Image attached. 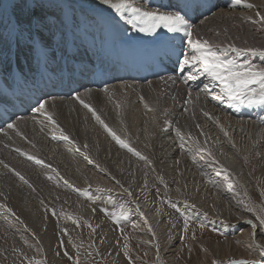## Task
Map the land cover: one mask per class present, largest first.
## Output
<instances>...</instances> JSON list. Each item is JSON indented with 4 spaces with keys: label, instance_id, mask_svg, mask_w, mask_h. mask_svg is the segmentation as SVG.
<instances>
[{
    "label": "bare ground",
    "instance_id": "obj_1",
    "mask_svg": "<svg viewBox=\"0 0 264 264\" xmlns=\"http://www.w3.org/2000/svg\"><path fill=\"white\" fill-rule=\"evenodd\" d=\"M140 1L141 0H135V3ZM164 1L165 0H158V2ZM223 1L224 0H216V5L219 7V9L213 10L210 15V21L207 22V25L201 31V34H198L196 38L207 39L210 43L220 45L221 47H227L229 44H233L237 48L251 47L261 49L264 46V27H262L261 24L252 23L251 20H248L246 18L251 17L253 20H258L259 17H257L256 15L257 12H260L261 15H264V0H246L247 3H251L252 5H254V7L251 9L246 8L243 5H234V3L223 4ZM15 2L16 0H3L2 2H0V9H3L2 12H0V36H2V41L8 30L10 28H13V24L15 23L16 19L11 15L9 16V12L16 9H12L13 5L9 7L6 4H13ZM199 2L200 7H203L207 4L214 3V0H199ZM72 3L79 17V25L77 28H85L92 23L101 24L105 19H108L110 21H117V23L122 27V32L125 31V38L131 40L132 42H141L142 40H145L150 34L139 32L138 25L132 23L131 26V23H129V20L131 19L130 15V17L120 15L119 13H116L115 10L110 6L107 7L108 5H106V10L114 13L115 15H113L112 13H107L106 15H104V17H102V12L98 11L96 7L92 6L95 5L94 1L72 0ZM99 4H101V2ZM228 23L237 25V33L235 35H232L230 32H226L225 26ZM126 30H130L131 32H127ZM217 33H219V35H217ZM229 56L235 57V53L230 52ZM236 59L238 61H241L242 59L244 60V62H253L254 60H258L260 64L264 63V59L260 58V55H253L251 53H245L244 55L236 57ZM12 60L17 63H21V61L19 60V54H15ZM5 66L6 63L2 62L1 69L6 70ZM187 68L189 69L191 74L196 75L195 68L190 66H187ZM191 80L194 84V88H200L201 85L205 84V87L208 89V92L211 95L221 94V85L219 84V82L212 81L206 75H198V78ZM140 87L145 91L141 96H136L141 103L137 107L138 112H135L133 114L131 113L132 117L130 116V114L128 115L126 113L125 105L121 101L119 94L115 92L113 88L107 89L104 92L100 93L98 97L94 99V102H92V100L87 96H80V100H83L84 103H91V105L93 103V105H95L92 106L96 107L97 115L100 116L101 120L104 122L103 125H108L112 129L118 128L120 130L129 131L131 138L136 141H132V143H129L136 149H131L132 157L131 159L127 158V160L130 161L131 167L126 164L130 168H127L125 170H123V167L125 166L124 168H126V165L119 169V166H115V161H112L116 158V155L114 154V151L111 150V146L108 145L106 147L107 153L100 154V152L98 151L97 146H106V136L103 135V133L99 132L100 128L96 125V123L100 122L96 120L94 121V124L88 123L89 121L87 119V116L84 114L85 109L83 113L80 111L77 112V110L79 109L78 106L82 104L78 99L74 100V104L67 103L65 105V102H63L65 100H59L51 104L52 106H50L49 111L54 112L57 120L52 121H55V123L48 119L49 113H45L39 118H34L28 122L23 123L20 127H18L17 131H7L8 134L5 142L14 143L13 145H16V147L19 149L20 156L15 161V167L13 169H6V171L0 170V209L3 210L4 214H6L5 218L0 212V223L1 221L6 220L8 223L10 222V224H20L19 226H17V228L19 227L20 230L21 228L27 229L28 231L30 229L32 230L31 233H40L45 236L46 234H50L51 232L48 231L49 225L47 224V221H40L42 219H39L38 215L35 212H28L29 209L26 208V211V209L23 208L22 202L27 200H29L30 202L32 201L37 206L38 200L43 204L46 200H51L50 202L62 208V213L60 212L61 214L71 216L72 211L70 209V205L69 203L67 205L64 202V200H67V202L71 201V203L73 204V209L75 207H78L76 209H78L82 214H86L87 216L91 215L93 211L91 206L85 205V200L81 199L80 197H76L77 194L73 193V184L70 187L65 186V184L67 183L71 184V182L69 181V177L72 178L74 175L72 176V173L68 172L70 174L69 176L66 171L67 168H65L66 165L64 166L63 164L62 158L64 159L66 157L67 159L71 155H73L75 153V150H73L74 148H77L78 152H80L83 156L82 165L77 162L79 159H74V161L77 160V167H75L78 168V170L81 172H76L81 174V185H88L89 183L96 186V183H94V181H91L89 176L95 178V182H100L101 177H105V175H101L98 173L96 166H99L101 169H108L107 172H111L112 177H117L118 175L123 174L122 176L127 179L128 185L133 188L135 185L136 175L134 176V172L132 171H135L134 168H136L135 164L137 162L143 161L144 159H146L145 156H147L149 159L152 158L157 163V165L160 164L161 166H163L164 163H161V157L166 156V158H168L169 155L171 156V154L175 152L177 155H181L180 159L176 158L178 161L182 160L181 158L183 156V162L184 160L190 159V165H196L197 168H200L203 177L201 178V176H198L197 174L196 175L200 178L199 180L201 182L205 183L206 191L208 190L207 192L204 190L205 193H208L209 191L213 193L214 187L221 189L222 194L226 195L229 199V206L232 207V205L235 204L232 200V197L235 194V189L232 186L230 175L232 173L233 175H235L234 172L238 174L241 171L244 172V170H246L244 169V161L246 158L244 157V155L246 151L252 150L259 153V155L261 156L264 155V106L247 107L245 105L236 103H231L230 106V102H228L226 99L223 101V103H221V106L219 104V101L211 99L210 106L208 108L217 106V108L225 112V115L215 113L212 117H210L208 115H205L208 108L202 107L196 101V95H198V93L200 94L201 91L194 90L191 95L190 105L187 112L179 119V116H177L178 113L175 112V110H178L180 103L183 101V97L182 95H180L178 90L165 91L166 95H164L162 93V90L164 89L158 82H154L151 85L142 84ZM102 96L107 97L102 98ZM171 97L172 101L167 103V100ZM137 108H135L134 111H136ZM230 109L233 112L230 111ZM134 111L132 110V112ZM228 113L235 117H238L239 119H235L233 116L228 115ZM167 116L169 117V120H179L176 123L175 130L166 127V129H168L169 131L164 132L162 130L164 122L160 124V121H164ZM249 117L254 118V120H250ZM47 121L50 125H52L51 128H47V130H50L51 133L48 135V137L52 140L55 146H53L49 151H45L40 143L34 142L32 140H29L26 144V141L23 140V137L31 138V132L36 129H41L43 124ZM141 121L144 122L143 125L145 127L141 128V130L144 129L143 135L145 136L143 137L154 136L153 139L151 138V141L147 140L152 144L153 151H150L149 149L147 151V147H145L143 142H141L146 140L140 139L141 136L140 138H138V126ZM156 124L158 126V129L157 127L155 128L157 130L155 132L156 134L154 132L151 133V131L154 130L153 127ZM58 132L61 136L62 134L60 132H65L68 140L65 141V139H63L58 134ZM225 133H227V135H225ZM173 148H175L174 152H172ZM162 150H164L165 152L163 151L162 153ZM136 153H139V155H137ZM209 153H211V155H209ZM143 155L145 156L143 157ZM118 156L119 155H117V157ZM29 157H33V159H29ZM75 157L76 156H74L73 158ZM171 157L174 156L172 155ZM119 159H117L116 161H118ZM173 160L175 161V157ZM37 161H42V163H37ZM124 161L125 160L121 162ZM89 163H94L93 165H95V167ZM148 163L150 162L147 161V165ZM168 163L170 164V162ZM172 163L170 165H172ZM167 166L166 168H169V166ZM185 166L186 165H184L183 163V166L181 167ZM173 167L175 168V166ZM162 168L163 167H161V169ZM185 168L187 169L189 167L187 166ZM101 169L100 171H102ZM246 171L250 173L248 170ZM195 172L191 174L194 175ZM17 173L22 174L23 180L18 176L19 180L17 181ZM180 173L183 174V170ZM166 174L164 176H166ZM170 174H172V172ZM137 175H141V181H143L144 183H150L152 181V175L147 170V168H143L141 174L139 175L137 173ZM175 175H177V173ZM83 177L85 179H83ZM181 177L183 178V176ZM74 179L72 178V180ZM172 179L174 180V178ZM195 180L198 181V179ZM25 181H27V183H25ZM177 182L178 181L174 183L177 184ZM180 184L182 183L180 182ZM203 186L204 185H202L201 188H203ZM211 193H209V195H213ZM43 199L44 202H42ZM219 199H221L220 195H218L216 201L214 200L218 208L222 206L221 203L217 204V200L220 202ZM9 209H11V211H8ZM38 212H40V210ZM51 223H53V221H51ZM71 224L72 227L75 226V222H71ZM68 228L71 230L70 226H68ZM6 233H9L8 229H0V242H5V246L10 247L13 240L8 239L7 237L5 238ZM108 234L110 235L109 232ZM50 237H53V234H50ZM50 237L49 239H51ZM178 239L179 237L178 235H176V243ZM16 242L18 246L22 244L21 241ZM253 245L256 246L257 243L253 242ZM254 261L256 262L252 264H264V260L257 259Z\"/></svg>",
    "mask_w": 264,
    "mask_h": 264
},
{
    "label": "rangeland",
    "instance_id": "obj_2",
    "mask_svg": "<svg viewBox=\"0 0 264 264\" xmlns=\"http://www.w3.org/2000/svg\"><path fill=\"white\" fill-rule=\"evenodd\" d=\"M91 1H94L95 5H92L94 7H101L102 5L104 6L101 8L106 9L109 7V5L106 7L102 3L103 0ZM100 2L101 4H99ZM225 30L235 35L237 25L228 23ZM261 49H264V46ZM260 58L264 59V56L260 55ZM239 62L243 63L244 60L241 59ZM251 63L264 67V63L260 64L258 60ZM88 105L96 110L93 103V106L91 103ZM133 106L134 104L128 106L127 114H130L131 117L133 113L138 112L136 103V107ZM135 108H137L136 111H134ZM84 109L86 111L88 108L84 107ZM228 115L231 114L228 113ZM88 116H92V111H88ZM252 119L254 120V118H250V120ZM94 121H96L95 118L90 122L94 124ZM161 122L163 121L161 120L160 124ZM143 123V121L139 123L138 138L141 136L140 139L146 140L141 142L147 147V151L148 149L153 151L152 144L147 140L151 141L154 136H148L150 139L143 137L145 136L143 135L144 129L141 130V128H145ZM96 125L100 128L99 132L103 133L107 139L105 140L106 146H97L100 154L107 153L106 147L109 145L116 155V158L112 160L115 161V163L113 162L115 166H119L120 169L128 164L131 167L130 161L127 160V158L131 159L132 157L129 149L136 148L129 143L136 141L131 138L129 131L118 128L112 129L108 125L105 128L100 123H96ZM156 127L158 129L157 124L153 127L154 130L151 133L157 131ZM108 129H111V132H114L127 146H121ZM43 141L49 145L44 138ZM173 149L172 152L175 151V148ZM73 150H75V153L70 156L72 158H62L67 173H72V176L74 175L72 178H75L72 180L69 177L71 184L67 183L65 186L70 187L73 184V193L78 195L76 197L85 200V205L91 206L93 210L91 215L82 214L76 209L78 207L73 209V204L71 201L67 202V200H64V202L67 205L69 203L72 211L71 216L61 214L62 208L50 202L51 200L45 199L44 202L43 199L42 202L45 206L39 200L37 201L38 206L29 200L22 202L24 209H29L28 212H35L39 219H42L40 221H47L48 231L53 234V237H50V234L45 236L40 233H31L32 230L30 229L29 231L22 228L20 230L19 227L17 228L20 224H10L6 220L1 221L0 229L6 228L9 230L5 238L7 237L13 241L10 247H6L5 242H0V264H37V262H40V264H213V261H216L217 264H228L233 260H252L250 262L252 264L256 262L254 260H264V224L260 223V220L264 219V155L261 156L252 150L246 151L244 169L250 173L243 169L244 172L241 171L238 174L234 172L235 175L233 173L230 175L236 193V198L232 197L235 204L231 207L228 204V197L222 194L221 189L214 187L213 193L210 191L205 193L206 185L198 177H203L200 168H197L196 165H190L189 158V160L183 162V156L182 160L178 161L176 158L180 159L181 155H177L175 152L171 154L175 157V161L173 160L174 157L170 155L169 159L166 156L161 157V163L166 164H163V166L159 164L163 167L162 169L152 158L149 159L143 155L146 159L139 161L140 163L137 162L135 164L136 168H134L135 171H132L134 176L136 175L135 185L132 188L128 185L127 179L122 176L123 174L112 177V173L107 172L108 169H101L99 166H96L98 173L105 175V177H101L100 182H95L96 179L89 176L91 181L96 183V186L89 183L88 185H81L82 178L79 174L81 172L76 168L77 160L74 161V159H79L77 162L82 165L83 156L77 148ZM117 155L119 156L117 157ZM74 156L78 157L73 158ZM121 158L125 161L121 162L123 161ZM117 159L119 160L116 161ZM147 161L150 162L148 165ZM183 163L186 165L185 167L188 166L189 168L181 167ZM89 164L95 167L94 163ZM167 165L169 168H166ZM128 166L126 165V168L124 166L123 170L130 168ZM170 166H175L176 169ZM143 168H147L152 175L150 183L141 181L140 174ZM137 169H141L140 172ZM182 170L183 174L180 173ZM78 171L79 173H76ZM171 172L172 174H170ZM194 172L195 174L192 175L191 173ZM165 174L166 176H164ZM193 178L194 180L198 179V181L195 180L194 182ZM83 179L85 178L83 177ZM176 181H178L177 184H175ZM202 185H204L203 188H201ZM209 193L213 195H209ZM218 195L221 199H219L220 202L217 200V204H222L219 208L215 202ZM39 210L40 212H38ZM0 212L6 218V214L3 213L2 209H0ZM71 222H75V226L72 227ZM185 222L188 225L186 230ZM253 224L256 225L255 228H253ZM68 226L71 227V230ZM176 235L179 237L177 243ZM16 241H21L22 244L18 246ZM253 242H256L257 245L254 246Z\"/></svg>",
    "mask_w": 264,
    "mask_h": 264
},
{
    "label": "snow or ice",
    "instance_id": "obj_3",
    "mask_svg": "<svg viewBox=\"0 0 264 264\" xmlns=\"http://www.w3.org/2000/svg\"><path fill=\"white\" fill-rule=\"evenodd\" d=\"M103 3L109 5L120 15L129 13L131 16L129 23L138 25L139 32L157 33L159 36L161 34L157 30L164 29L166 33L174 34L161 41V59H170L173 55H182L183 64L196 69V75L190 73L186 78L187 80L196 79L198 75H206L212 81L219 82L221 94L214 95L213 99L219 101L226 99L230 102V106L231 103L246 105L247 107L264 106V67L253 65L250 61L241 63L236 59L245 53L264 56V49L237 48L233 44L221 47L210 43L207 39H194L193 24L180 11L143 9L135 5V0H103ZM234 5H243L249 9L254 7L246 0H234ZM15 8L19 9L20 13L13 24L16 44L23 43L33 60L35 61L39 57L43 66L47 68L55 58L56 37H60V44L66 43L68 33H74L79 25V17L72 0H16ZM256 15L259 17L258 20H253L251 17L246 19L264 27V15H261L260 12H257ZM181 33L183 35H180ZM185 41L190 48V52L187 53L183 50ZM0 42H2V36H0ZM230 52L235 53V57H230ZM66 70L74 71L75 69L67 68ZM76 99L80 100V97L77 96ZM80 102L84 104L85 108L93 112L98 122L104 124L100 116L96 115L88 104L84 103L83 100ZM44 108L45 104H40L37 111L39 112ZM205 115L208 114L205 113ZM48 119L51 120V116H48ZM52 122L55 123V121ZM104 126L107 128V125ZM9 127H14V125H9ZM108 130L111 132V129ZM111 134L121 146H127L114 132ZM129 150L131 151V149ZM136 154L139 155V153ZM29 159H33V157H29ZM37 163H42V161H37ZM17 175L19 174L17 173ZM20 178L23 180V177ZM260 223L264 224V219H261ZM252 226L253 228L256 227L255 224ZM187 227V222H185V230ZM125 254L127 255V252ZM213 264H217V262L213 261ZM229 264H250V262L233 260Z\"/></svg>",
    "mask_w": 264,
    "mask_h": 264
},
{
    "label": "water",
    "instance_id": "obj_4",
    "mask_svg": "<svg viewBox=\"0 0 264 264\" xmlns=\"http://www.w3.org/2000/svg\"><path fill=\"white\" fill-rule=\"evenodd\" d=\"M245 261H249L250 262L251 260H245Z\"/></svg>",
    "mask_w": 264,
    "mask_h": 264
}]
</instances>
